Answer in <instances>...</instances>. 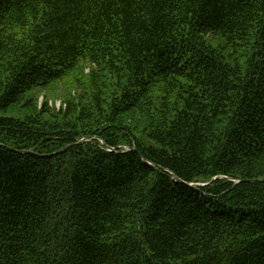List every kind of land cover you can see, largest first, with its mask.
<instances>
[{
    "label": "trees",
    "instance_id": "obj_1",
    "mask_svg": "<svg viewBox=\"0 0 264 264\" xmlns=\"http://www.w3.org/2000/svg\"><path fill=\"white\" fill-rule=\"evenodd\" d=\"M0 264H264V0H0Z\"/></svg>",
    "mask_w": 264,
    "mask_h": 264
},
{
    "label": "rangeland",
    "instance_id": "obj_2",
    "mask_svg": "<svg viewBox=\"0 0 264 264\" xmlns=\"http://www.w3.org/2000/svg\"><path fill=\"white\" fill-rule=\"evenodd\" d=\"M41 99H42V96H40L39 100L41 101ZM51 102L58 108L60 106V104H61V99L57 98V99H55L54 101H51Z\"/></svg>",
    "mask_w": 264,
    "mask_h": 264
},
{
    "label": "water",
    "instance_id": "obj_3",
    "mask_svg": "<svg viewBox=\"0 0 264 264\" xmlns=\"http://www.w3.org/2000/svg\"><path fill=\"white\" fill-rule=\"evenodd\" d=\"M151 164V163H149ZM152 165V164H151ZM174 179L177 181V182H182L178 177L174 176Z\"/></svg>",
    "mask_w": 264,
    "mask_h": 264
}]
</instances>
